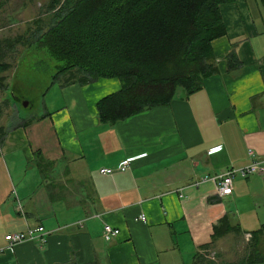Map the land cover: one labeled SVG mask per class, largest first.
<instances>
[{
    "label": "crops",
    "instance_id": "0c3cea01",
    "mask_svg": "<svg viewBox=\"0 0 264 264\" xmlns=\"http://www.w3.org/2000/svg\"><path fill=\"white\" fill-rule=\"evenodd\" d=\"M263 9L260 0L221 4L226 34L212 41L217 73L167 105L102 123L96 102L119 90L120 80H60L48 91L58 98L44 101L31 122L12 129L21 118L0 117L9 129L0 144V247L11 232H47L41 244L6 247L0 264H190L225 213L236 210L239 221L230 218L243 231L258 229L264 173L236 176L224 196L214 180L195 183L264 159ZM231 50L239 64L227 70ZM241 199L250 205L239 207ZM105 223L119 229L110 240L102 236Z\"/></svg>",
    "mask_w": 264,
    "mask_h": 264
},
{
    "label": "trees",
    "instance_id": "16d2710c",
    "mask_svg": "<svg viewBox=\"0 0 264 264\" xmlns=\"http://www.w3.org/2000/svg\"><path fill=\"white\" fill-rule=\"evenodd\" d=\"M232 1L49 0V26L42 29L41 20L35 19L23 33L0 37V91L5 93L8 87L6 72L12 68L18 46L35 44L61 63L51 85L60 76H66L63 83L120 80L119 90L96 102L102 123L114 124L167 105L178 97L179 89L191 94L202 88L205 78L217 73L212 41L226 34L220 5ZM226 64L227 70L239 64L233 50L226 55ZM2 112L0 106V116ZM31 121L22 119L11 128ZM8 131L0 125V144ZM213 200L219 199L209 198ZM230 233L250 234L242 255L233 262L211 257L209 250L215 242ZM262 263L264 223L246 232L225 213L213 225L210 242L198 247L190 264Z\"/></svg>",
    "mask_w": 264,
    "mask_h": 264
},
{
    "label": "rangeland",
    "instance_id": "374dc122",
    "mask_svg": "<svg viewBox=\"0 0 264 264\" xmlns=\"http://www.w3.org/2000/svg\"><path fill=\"white\" fill-rule=\"evenodd\" d=\"M48 1L0 0V37L15 36L23 33L28 26L33 25L32 21L35 19L41 20L40 26L45 29L49 26L52 16L46 8ZM262 14H264V11ZM11 61L12 68L6 72L8 87L5 93L0 91V106L3 111L0 116L1 119H5L4 121L9 120L13 112L21 120L42 115L44 112V101L47 102L50 96L58 98L57 94L53 95V91L60 86L58 85V80H64L66 77L60 76L51 85L52 75L57 71V66L61 63L49 57L44 49L36 47L35 44L27 47L19 45L17 54ZM49 90L53 91L48 94ZM182 91V89H179L177 93ZM3 94L10 101L12 107L6 105V103L3 104L5 101ZM27 101L29 104L26 105L25 102ZM249 205V199H241L239 207L246 208ZM230 216L233 217L234 221H239L236 210L234 214L230 213ZM249 239L250 237L246 235L230 233L216 241L209 250V254L211 257L218 256L219 260L233 262L242 255Z\"/></svg>",
    "mask_w": 264,
    "mask_h": 264
},
{
    "label": "built area",
    "instance_id": "2783aa9c",
    "mask_svg": "<svg viewBox=\"0 0 264 264\" xmlns=\"http://www.w3.org/2000/svg\"><path fill=\"white\" fill-rule=\"evenodd\" d=\"M251 156L253 153L249 151ZM131 161V158H127L118 168L119 170H124L128 163ZM115 169L112 168H101L100 172L105 174H110L114 172ZM264 173V159L253 158L251 163L241 168H230L221 174H215L213 176H204L197 183L205 182L207 180H214L216 183L217 193L220 196L229 195L232 193L233 188V179L236 176L247 177L250 174ZM183 193L180 194L182 196ZM138 219L145 221V216L140 214ZM119 230L105 223L103 225L102 236L105 240H110L112 237L117 236ZM47 234L44 231L42 226L37 227H27L24 231L21 232H11L5 235V240L8 242L7 246H1L0 252L3 251L6 247L13 246L14 244L27 241V240H36L40 244L45 241V235ZM247 237H250V234H246Z\"/></svg>",
    "mask_w": 264,
    "mask_h": 264
},
{
    "label": "bare ground",
    "instance_id": "6f19581e",
    "mask_svg": "<svg viewBox=\"0 0 264 264\" xmlns=\"http://www.w3.org/2000/svg\"><path fill=\"white\" fill-rule=\"evenodd\" d=\"M52 83V82H51ZM219 174H221V173H219ZM251 175V174H250ZM249 176V175H248ZM216 192H217V189H216ZM219 195V194H218ZM220 196V195H219ZM140 220V219H139ZM142 221V220H141ZM143 222H145V221H143ZM111 226V225H110ZM113 227V226H112ZM118 229V228H117ZM119 230V229H118Z\"/></svg>",
    "mask_w": 264,
    "mask_h": 264
},
{
    "label": "water",
    "instance_id": "95a60500",
    "mask_svg": "<svg viewBox=\"0 0 264 264\" xmlns=\"http://www.w3.org/2000/svg\"><path fill=\"white\" fill-rule=\"evenodd\" d=\"M25 104L27 105V104H29V102L27 101V102H25Z\"/></svg>",
    "mask_w": 264,
    "mask_h": 264
}]
</instances>
